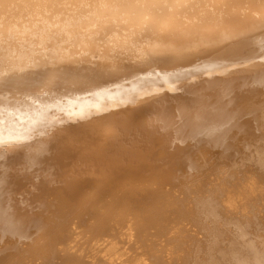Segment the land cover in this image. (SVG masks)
<instances>
[{
  "label": "bare ground",
  "instance_id": "6f19581e",
  "mask_svg": "<svg viewBox=\"0 0 264 264\" xmlns=\"http://www.w3.org/2000/svg\"><path fill=\"white\" fill-rule=\"evenodd\" d=\"M0 264H264V0H0Z\"/></svg>",
  "mask_w": 264,
  "mask_h": 264
}]
</instances>
